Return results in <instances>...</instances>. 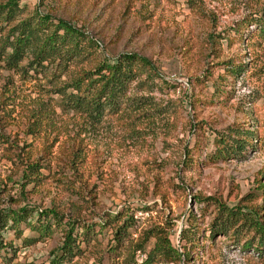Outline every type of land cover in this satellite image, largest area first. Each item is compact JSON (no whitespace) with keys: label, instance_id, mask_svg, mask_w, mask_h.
Returning a JSON list of instances; mask_svg holds the SVG:
<instances>
[{"label":"rangeland","instance_id":"obj_1","mask_svg":"<svg viewBox=\"0 0 264 264\" xmlns=\"http://www.w3.org/2000/svg\"><path fill=\"white\" fill-rule=\"evenodd\" d=\"M258 1L20 0L26 10L38 8L85 30L98 41L97 60L123 52L149 58L160 76L151 91L136 93L150 96L164 113L152 111L141 126L126 117L89 125L54 106L53 99L47 102L66 75L56 79L50 72L0 66V210L50 208L78 232L80 225H89L82 251L65 264L140 263L145 254L137 245L147 232L163 230L179 247L181 230L190 221L208 237L214 211L206 208L207 196L229 206L248 205L246 210L258 209L264 218V189L258 187L264 184V42L223 39L221 51L212 43L213 36L253 11ZM226 58L245 67L224 82L229 96L218 99L207 78L224 75L217 62ZM197 77L206 83H197ZM3 106L10 108L9 115L3 114ZM29 114H39L37 131L29 126ZM233 124L259 131L260 140L253 139L242 155L209 159L215 134ZM187 152L196 165L183 164ZM46 153L45 177L26 183V162ZM118 224L130 225L117 236ZM7 236L17 246L7 264H47L62 230L31 244L22 241L33 236L25 225L19 239ZM213 238L203 240L182 262L264 264V249L243 246L246 239L234 243L227 234ZM153 242L150 238L146 250Z\"/></svg>","mask_w":264,"mask_h":264},{"label":"trees","instance_id":"obj_2","mask_svg":"<svg viewBox=\"0 0 264 264\" xmlns=\"http://www.w3.org/2000/svg\"><path fill=\"white\" fill-rule=\"evenodd\" d=\"M192 1L196 3V0ZM19 3L20 0L0 1V66L3 69L26 72L30 68L35 73L50 72L56 79L66 75L65 80H60L52 90L55 97L48 96L47 102L53 99L54 106L72 112L89 125L109 118L126 117L141 126L152 118V111H161L150 96L136 93L151 91L152 86L157 83L155 78L160 76L149 58L134 52H123L115 57L97 60L95 51L99 50L98 41L91 38L85 30L70 20L42 12L38 8L26 10V6H20ZM256 4L253 11L213 36L212 43L218 44V50L221 51L220 40L223 39L228 42L244 39L264 42V0H259ZM220 56L221 53L218 52L215 57ZM219 65L224 69V75H215V79L210 74L207 79L215 85L214 95L221 99V95L225 98L229 96L224 91V82L237 77L245 63L226 58L219 60L217 66ZM207 79L197 77L195 81L205 84ZM194 98L199 99L193 96ZM2 109L3 114L9 115L10 108L3 106ZM29 115L32 119L29 126L37 131L41 123L39 114ZM141 117L144 120L139 123ZM259 134V131L250 130L240 124L222 128L213 138V151L208 154V158L216 161L242 155L247 146L253 145V139L260 140ZM186 157L182 161L184 165H196L190 152H187ZM48 161L46 153L26 162L22 174L26 183H36L43 179V168L47 167ZM258 187L264 189V184L259 183ZM203 201L206 208L212 206L214 211L208 226V237H204L201 228L191 221L188 227L181 230L180 238L183 243L179 247L173 245L169 234L163 230L156 234L147 232L137 245V250L142 251L145 258L135 264H185L182 261L188 260L190 253H196L202 247L200 243L203 240L209 239L212 242L213 237L219 234L229 235L234 243L246 239L243 243L245 247H254L257 251L264 249V218L258 209L246 210L248 205L229 206L212 196L204 197ZM35 211L37 214L32 221ZM21 225L33 232V236L22 238L27 244L49 237L55 229L61 228L62 240L50 251L47 264H65L72 261L82 251L81 241L91 230L89 225L83 224L80 225L83 227L82 232H78L75 224L63 222V216L55 209L37 211L29 209L28 206L1 209L0 264H7L15 257L17 246L7 234L11 233L19 239ZM129 225L124 227L123 224H118L115 234L118 236L123 233ZM150 238H154V242L146 250V243Z\"/></svg>","mask_w":264,"mask_h":264}]
</instances>
